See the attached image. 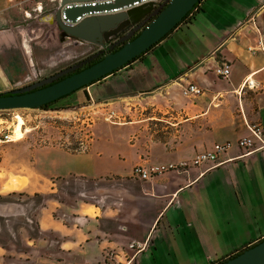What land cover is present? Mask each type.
Instances as JSON below:
<instances>
[{"label":"crops","instance_id":"obj_1","mask_svg":"<svg viewBox=\"0 0 264 264\" xmlns=\"http://www.w3.org/2000/svg\"><path fill=\"white\" fill-rule=\"evenodd\" d=\"M24 1L0 0V93L37 80L41 74L28 66L34 50L27 37L32 41L44 25H55L42 14L37 30L21 27L18 7ZM209 1L231 21L216 18L206 27L203 53L189 69L176 77L164 71L152 76L143 60L95 82L96 95L88 87L82 90L99 104L126 99L129 110L138 101L142 112L138 120L117 122L107 142L93 144L91 152H65L52 166L41 165L45 176V166L59 167L52 174L66 181L122 177L120 205L83 202L69 223L42 213L43 231L61 237L58 250L67 257L57 264H216L264 238V149L244 155L238 145L250 124L259 123L264 131V91L248 99L255 86L250 79L264 77V51L249 49L264 48V0H205L204 8ZM223 62L231 67L227 79L215 72ZM118 76L123 83L111 81ZM190 82L203 94L184 96L182 88ZM151 121H156L153 130L147 129ZM228 141L232 145L217 165L204 163L148 180L133 177L139 162L191 160ZM132 242L144 247L132 249Z\"/></svg>","mask_w":264,"mask_h":264},{"label":"rangeland","instance_id":"obj_2","mask_svg":"<svg viewBox=\"0 0 264 264\" xmlns=\"http://www.w3.org/2000/svg\"><path fill=\"white\" fill-rule=\"evenodd\" d=\"M38 2L42 3L40 10L36 8ZM58 2L26 0L19 4L21 27L29 29V33L37 30L42 25L40 16L52 17ZM205 6L192 23L168 36L146 55L142 66L149 70V75L157 76L164 71L167 77H176L183 73L199 61L203 53L201 48L207 42L206 27L216 18L231 21L226 12L210 1ZM262 15L264 18V12ZM44 26L32 41L27 37V44L34 50L33 62L28 55V66L34 73L41 74L36 79L95 53L93 44L76 39L61 40L56 25ZM262 29L264 32V25ZM258 53L263 51L258 50ZM121 79L118 76L111 81L123 83ZM253 82L255 86L248 93L249 101L264 91V77ZM88 89L96 95L100 88L94 83ZM56 101L50 110H0V139L6 133L12 138L0 140V264H57L58 260L67 258L58 250L61 237L56 232L43 231L42 213L48 212L69 223L76 207L83 202L97 206L107 205L109 201L115 206L122 203L123 187L118 184L121 176L96 179L72 176L66 181L52 174L59 171V167L45 166V176L41 165L54 164L65 152L89 153L93 144L100 147V141L107 142L108 134L115 131L113 126H117V122L140 118L142 111L138 101L131 104V110L123 98L112 104L90 103L81 89ZM155 122H149L147 129H155ZM138 164L146 165L145 162ZM50 187L55 190L51 191ZM89 205L88 212L93 213L95 208ZM50 207L52 209L48 210Z\"/></svg>","mask_w":264,"mask_h":264},{"label":"water","instance_id":"obj_3","mask_svg":"<svg viewBox=\"0 0 264 264\" xmlns=\"http://www.w3.org/2000/svg\"><path fill=\"white\" fill-rule=\"evenodd\" d=\"M199 2L200 0H164L156 4L153 0H59L48 21L58 27L61 40L76 39L102 49H112L124 43L79 71L66 75L99 57L103 51L100 50L54 75L0 93V110L41 108L130 65L133 59L174 30ZM139 29V33L132 38ZM115 38L117 40L107 46ZM64 75L66 76L55 81ZM216 264H264V238Z\"/></svg>","mask_w":264,"mask_h":264},{"label":"built area","instance_id":"obj_4","mask_svg":"<svg viewBox=\"0 0 264 264\" xmlns=\"http://www.w3.org/2000/svg\"><path fill=\"white\" fill-rule=\"evenodd\" d=\"M149 1V0H146ZM156 4L163 2L164 0H153ZM29 15V13H26ZM253 52L264 51L263 46L259 48L249 47ZM216 74L227 79L231 74V67L228 63L223 62L215 68ZM249 85H254L249 82ZM204 89L198 84L190 82L186 83L182 88V93L186 97L198 96L203 94ZM94 103L93 100L90 103ZM249 134L242 136L238 140V145L244 150V155L253 153L256 150L264 149V131L259 123H253L248 126ZM1 141L12 140L11 134L6 133ZM231 142L216 143L213 148L198 152L193 159L183 160L179 162H169V163H152V164H138L133 168V177L140 180H148L157 175L164 174L171 171H186L192 167L201 166L204 163H212L217 165L220 163V155L231 147ZM130 248L141 250L144 244L140 242H132Z\"/></svg>","mask_w":264,"mask_h":264},{"label":"trees","instance_id":"obj_5","mask_svg":"<svg viewBox=\"0 0 264 264\" xmlns=\"http://www.w3.org/2000/svg\"><path fill=\"white\" fill-rule=\"evenodd\" d=\"M204 2H205V0H200V2L196 5V8L193 10V11H191V12H189L185 17H184V19L176 26V28L174 29V30H172L168 35H166L159 43H157V44H155V45H153L150 49H148L146 52H144L143 54H141L140 56H138V57H136L135 59H133L132 60V62L130 63V65L131 64H133V63H135V62H138V61H143L144 59H145V56L148 54V53H150V52H152L156 47H157V45H159L163 40H165L168 36H170L171 34H173L177 29L178 30H180V29H182V27L184 26V25H189L190 23H192L193 21H194V19L197 17V13H199L200 11H203L204 10ZM126 67V66H125ZM124 68V67H123ZM123 68H120L119 70H117V71H120L121 69H123ZM87 87H83V88H81V90H83V89H86ZM85 96H86V98L88 99V100H90L91 98H90V96H89V94L87 93V91L85 92ZM56 102L57 101H53V102H50V103H48V104H45V105H43L41 108L42 109H44V110H50L51 109V106L52 105H54V104H56ZM248 246H246L245 248H247ZM245 248H243V249H241V250H239V251H237V252H235L232 256H235V255H237V254H239L240 252H242ZM226 260V259H225ZM224 261V260H223Z\"/></svg>","mask_w":264,"mask_h":264},{"label":"flooded vegetation","instance_id":"obj_6","mask_svg":"<svg viewBox=\"0 0 264 264\" xmlns=\"http://www.w3.org/2000/svg\"><path fill=\"white\" fill-rule=\"evenodd\" d=\"M139 31H140V29L137 30V31L135 32V34L132 36V38L135 37V36L139 33ZM121 36H122V35H121ZM115 40H117V39H116V38L113 39V41H111L107 46H109L110 44H112ZM123 43H124V42L120 43L119 45H116V46L113 47L112 49H110V48H108V47L102 49L101 47H98V46L94 45L95 50H96L95 53L98 52V51H100V50H102V51H103L102 54H101L99 57H97V58H95V59H93V60H91V61H88L86 64H84L83 66H81L79 69H77V70H75V71H72V72H70V73H68V74H66V75H69V74H71V73H74V72H76V71H79V70H81L82 68H84V67H86V66H88V65H91V64L95 63L96 61H98L99 59H101L106 53L111 52V51H115L116 49H118ZM90 56H91V55H90ZM87 58H88V57H87ZM84 59H86V58H84ZM84 59H81V60H79V61H77V62H74L73 64L78 63V62H80V61H82V60H84ZM73 64H70V65H67V66H65V67H62V68H60V69H58V70H56V71H54V72H52V73H50V74H48V75H45V76H43V77H41V78H38L37 80L43 79V78H45V77H47V76L54 75V74H56L57 72L61 71L62 69H65V68H67V67H69V66H71V65H73ZM66 75H64V76H62V77L56 79L55 81H58V80L62 79V78L65 77ZM37 80H35V81H37ZM55 81H54V82H55Z\"/></svg>","mask_w":264,"mask_h":264},{"label":"bare ground","instance_id":"obj_7","mask_svg":"<svg viewBox=\"0 0 264 264\" xmlns=\"http://www.w3.org/2000/svg\"><path fill=\"white\" fill-rule=\"evenodd\" d=\"M36 8H37V10H40L42 8V3L38 2ZM250 80L253 82L252 79H250Z\"/></svg>","mask_w":264,"mask_h":264}]
</instances>
